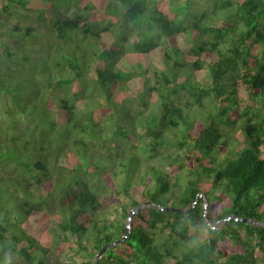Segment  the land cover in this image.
I'll list each match as a JSON object with an SVG mask.
<instances>
[{
  "label": "trees",
  "instance_id": "16d2710c",
  "mask_svg": "<svg viewBox=\"0 0 264 264\" xmlns=\"http://www.w3.org/2000/svg\"><path fill=\"white\" fill-rule=\"evenodd\" d=\"M262 147L264 0H0V264H264Z\"/></svg>",
  "mask_w": 264,
  "mask_h": 264
},
{
  "label": "rangeland",
  "instance_id": "374dc122",
  "mask_svg": "<svg viewBox=\"0 0 264 264\" xmlns=\"http://www.w3.org/2000/svg\"><path fill=\"white\" fill-rule=\"evenodd\" d=\"M79 12H80V10H79L78 8L73 7V8L71 9L70 15L73 17V16H75L76 14H78ZM40 60H49V59H46V58H44V57H41ZM91 74H93V72H92ZM9 99H10V100H8V101H9L10 105L12 106L11 97H10ZM138 109H139L140 111H142L144 114H150L151 112H157V111H158V105H156L155 103H151V104L149 105V107L139 106ZM31 123H32V122H31ZM33 124H34V125H37V124H35V123H33ZM34 125H30L32 131H34V129H33V127H35ZM36 129H37V128H36ZM36 129H35V131H36ZM139 130H140L139 132L141 133V129H139ZM174 150H175V147H174V146H170V147H167V148L164 149L165 153H172V152H174ZM262 150H263V153H264V147H262ZM103 151H104V152H107L106 150H103ZM161 162H163V160H162L161 156H159L158 159L156 160V164L161 165ZM161 168L164 169L165 171H169V167H168V166L161 165ZM110 170H113V171H114L115 168L113 167V169H110ZM61 175H62V174H61ZM57 176H58V175H57ZM60 177L64 178V175H62V176H60ZM93 183H95V182L92 181L91 184H93ZM201 197H202V194H199V195L197 196V200L200 199ZM202 198L204 199L205 197L203 196ZM205 202H206V201H205ZM194 204H195V203H194ZM133 215H134V213L131 212V213H130V217H129V220H130V221H131V218L133 217ZM233 218H234V217H233ZM225 221H227V216L224 217V218H222V219H220V220H218V221H216L215 224H216V226H217L218 228H220L221 226H223V224L225 223ZM208 223H209L211 226L215 225L214 223L210 222L209 220H208ZM127 226L129 227V224H128ZM205 233H206V230H200V234H203V235H204ZM64 250L68 252V251H69V247H68V246H65ZM63 258H64L63 260H64V261H67V262L70 260V258L67 257L66 255H65ZM260 262H261V261H260Z\"/></svg>",
  "mask_w": 264,
  "mask_h": 264
},
{
  "label": "water",
  "instance_id": "95a60500",
  "mask_svg": "<svg viewBox=\"0 0 264 264\" xmlns=\"http://www.w3.org/2000/svg\"><path fill=\"white\" fill-rule=\"evenodd\" d=\"M143 206H145V205L142 204V205H139V206H135V207H134V211H133V213H135L136 211H138V209H139L140 207H143ZM161 208H162L163 210H167V211H170V212H186V211H189V212H190V211H192V208H190V209H186V208L164 207V206L161 207ZM234 219H235V220H238V217H234ZM241 220L247 221L246 218H244V219L241 218ZM251 222H252V223L254 222L255 224L263 225V226H264V222H259V221H251ZM212 228H215V229L219 230V228L216 226V224L213 225ZM128 235H129V232L126 233L124 239L127 238ZM124 239H120V240H118L117 242H114V243L106 244V245H105V246L99 251V253L96 255L93 264H95L96 261H97L99 258H101V256H102V255H103L108 249H110L112 246H114V245H116V244H120V243H122V241H124Z\"/></svg>",
  "mask_w": 264,
  "mask_h": 264
},
{
  "label": "clouds",
  "instance_id": "9594fccd",
  "mask_svg": "<svg viewBox=\"0 0 264 264\" xmlns=\"http://www.w3.org/2000/svg\"><path fill=\"white\" fill-rule=\"evenodd\" d=\"M134 210H132V212H133ZM231 218V215L229 216V217H227V220H229Z\"/></svg>",
  "mask_w": 264,
  "mask_h": 264
}]
</instances>
